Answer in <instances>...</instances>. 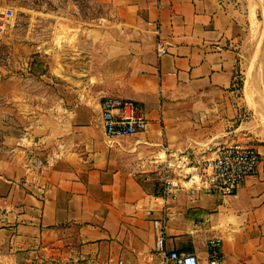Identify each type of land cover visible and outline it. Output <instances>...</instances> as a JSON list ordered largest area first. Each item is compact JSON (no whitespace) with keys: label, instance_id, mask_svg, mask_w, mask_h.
<instances>
[{"label":"crops","instance_id":"1","mask_svg":"<svg viewBox=\"0 0 264 264\" xmlns=\"http://www.w3.org/2000/svg\"><path fill=\"white\" fill-rule=\"evenodd\" d=\"M17 1L0 0V20ZM64 1L79 17L87 5L95 10L81 22L73 14L67 35L23 46L47 60L39 75H49L53 96L19 138L34 163L0 167V247L70 264H165L151 224L164 218L165 252H193L207 264L206 240L219 236L223 264H264V123L244 99L241 28L229 5ZM106 96L136 103L145 131L107 139L99 106ZM232 140L259 154L256 173L235 194L160 198L165 160H198Z\"/></svg>","mask_w":264,"mask_h":264},{"label":"rangeland","instance_id":"2","mask_svg":"<svg viewBox=\"0 0 264 264\" xmlns=\"http://www.w3.org/2000/svg\"><path fill=\"white\" fill-rule=\"evenodd\" d=\"M223 1L241 28L236 40L237 53L250 93L246 94L244 87V99L249 107L255 106L252 109L255 118L262 119L263 124L264 0ZM92 8L87 5V15L79 17L64 0H20L13 5L11 17L0 20V167L10 164L29 168L34 163L33 152L25 150L29 146L19 144V138L23 136L24 125L46 110L53 96L49 75H39L45 72L47 60L29 53L23 46L31 47L39 40L49 41L52 35L54 38L67 35L66 26L72 23L69 18L76 14L75 18L81 22L92 15L95 10ZM0 251L3 254L0 264H70L64 257H53L50 252L38 249L2 245Z\"/></svg>","mask_w":264,"mask_h":264},{"label":"built area","instance_id":"3","mask_svg":"<svg viewBox=\"0 0 264 264\" xmlns=\"http://www.w3.org/2000/svg\"><path fill=\"white\" fill-rule=\"evenodd\" d=\"M10 17L11 12L7 11L5 18ZM164 50V43L158 40L157 53L163 54ZM99 106L101 126L107 139L145 131L147 120L133 101L106 96L101 98ZM204 155L198 160L185 154L165 160L161 169L160 198L166 201L181 190L190 194L233 195L248 176L256 173L259 163V154L254 147L236 140L207 148ZM151 224L155 233L153 250L163 255L165 264H198L193 252H165L164 218L153 219ZM206 251L207 264H223L219 236H211L206 240Z\"/></svg>","mask_w":264,"mask_h":264},{"label":"bare ground","instance_id":"4","mask_svg":"<svg viewBox=\"0 0 264 264\" xmlns=\"http://www.w3.org/2000/svg\"><path fill=\"white\" fill-rule=\"evenodd\" d=\"M252 17H253V16H252ZM253 21H254V20H253ZM253 21H252V23H254ZM245 82H246V81H245ZM247 84H249V82H248ZM247 88H248V87L245 86L246 94L249 93L248 90H247ZM249 90H250V89H249ZM250 91H251V90H250ZM251 92H252V91H251ZM246 94H245V96H247ZM249 94H250V93H249ZM248 100H249V102H250L251 104H253L252 101H251V99H250L249 97H248ZM261 121H262V119H261Z\"/></svg>","mask_w":264,"mask_h":264}]
</instances>
